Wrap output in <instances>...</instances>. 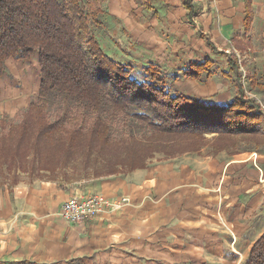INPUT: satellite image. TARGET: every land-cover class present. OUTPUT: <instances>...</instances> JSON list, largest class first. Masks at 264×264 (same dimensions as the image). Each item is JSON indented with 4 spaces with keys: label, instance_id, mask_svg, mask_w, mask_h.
Returning <instances> with one entry per match:
<instances>
[{
    "label": "crops",
    "instance_id": "obj_1",
    "mask_svg": "<svg viewBox=\"0 0 264 264\" xmlns=\"http://www.w3.org/2000/svg\"><path fill=\"white\" fill-rule=\"evenodd\" d=\"M187 3L195 15L190 16ZM106 14L122 52H141L145 63L206 57L207 47L230 53L229 61L231 53L239 59L244 42L250 45L234 30L264 26V0H109ZM212 37L231 45L230 52L220 50ZM22 70L7 67L0 79V122L39 95L40 67L36 81L26 67ZM184 79L176 86L192 94L181 88ZM199 155L89 178L80 187L26 174L17 184L0 186V264H244L264 234L250 243L253 216L264 208V166L256 159L254 166L251 156L245 160L239 152ZM250 179L254 183L243 188ZM90 193L127 197L129 205L80 226L59 216L75 194Z\"/></svg>",
    "mask_w": 264,
    "mask_h": 264
},
{
    "label": "trees",
    "instance_id": "obj_2",
    "mask_svg": "<svg viewBox=\"0 0 264 264\" xmlns=\"http://www.w3.org/2000/svg\"><path fill=\"white\" fill-rule=\"evenodd\" d=\"M104 2L0 0V79L8 60L37 59L41 82L19 121L0 122V186L25 174L62 185L127 174L148 168L155 155L201 153L208 135L214 155L232 154L245 140L264 148V107L246 97L234 53L238 94L225 104L176 86L183 76L210 79L209 62L164 77L150 64L134 75V65L101 48L95 28L105 25ZM261 81L253 76L250 84L264 94ZM77 162L83 175L75 180L69 171ZM250 253L244 264H264V234Z\"/></svg>",
    "mask_w": 264,
    "mask_h": 264
},
{
    "label": "rangeland",
    "instance_id": "obj_3",
    "mask_svg": "<svg viewBox=\"0 0 264 264\" xmlns=\"http://www.w3.org/2000/svg\"><path fill=\"white\" fill-rule=\"evenodd\" d=\"M82 1H83V6L87 7L88 0H82ZM108 1L109 0H105V2L103 3V7H102L103 12H105L104 13L105 25L101 29L95 28V33L97 34L101 48H105L108 56L114 61H117V62L119 61L121 63H126V64L130 63L134 65L136 68L134 75L143 73V69H144L143 67L150 66L149 63H145L146 57L143 55V53L141 52L132 53L126 50L122 52V48L120 44L119 43L117 44V39L112 36L113 32L115 31L112 30V28L110 27L111 17L108 14H106V8H107ZM233 34H235V36H238L244 40L250 39V45H247V43L244 42L245 48H242L244 51L242 53H239V59H238L239 64H240V70L242 71V77H243L242 83L244 84L243 85L244 93L246 94V97H250L254 99L257 103H259L262 107H264V94H262L259 91V89L252 87V85L250 84L253 76L260 77L262 80L261 82L264 81V26L258 27V28L253 27V29L249 32H246L245 29L240 27L238 30H234ZM212 42H215L220 50L227 49L229 52L231 50V45L230 46L226 45L224 44L223 41L222 42L219 40L215 41V38L212 37ZM206 52H207L205 53L206 57H202L201 55L198 58L191 57L190 59L189 57H185V58H182L181 60H175L173 56H169L172 58H169L168 61L166 62H162L158 60H157L158 62L153 61V60L152 62L156 63L155 72L162 77H164V75L166 76L171 75V73H174L175 71H177L175 69L186 70L185 68L189 67L190 63L192 64L193 62H197V64L198 62L205 63L206 61L211 63L210 70L214 74L212 79H210L207 82L206 80L197 81L194 79L195 80L194 81L193 79H184L181 85V88L182 89L184 88V90L192 94L198 95V96L199 94L202 96L204 95L205 97H209V98H214L216 96L219 103L225 104L231 101V99L237 96L238 94L237 87H236L237 77H236L235 72L231 69V66L228 61V57L230 53H224L223 51H218L216 53V52H213L211 47H207ZM175 61L176 62L180 61L179 62L180 65H177V66L174 65ZM147 62H151V61L147 60ZM7 67L9 71L12 70L15 72V71H18L17 69H19L21 73L23 71L22 69L26 67L28 74L29 72L30 73L32 72L33 74L32 76L34 77V80L36 81L37 73H38L40 66H39V63L37 62V59H33L31 62H28V63L15 61L12 59L7 62ZM34 86L35 88L37 87V85H34ZM17 88H20V87H17ZM23 111H20L14 117H11L9 115L8 117H5V119L7 120L9 119L11 121H19ZM206 138H208V144L201 151L202 153H194V154H201L199 156H206L211 153L213 154V148H212L213 143L211 142L213 139V136L208 135ZM251 141L250 140L243 141L244 143H242V148H240V150H234L233 152L244 153L245 155L243 156L242 159H245V160L249 159V156L253 155V153L249 151H256V150H253L254 144ZM257 151H258V154L251 156L253 158L252 164L254 163V166H256L255 162L257 161L259 165V161H260V163L263 164L264 166V148H261ZM181 156H184V155H181ZM181 156H176L169 160H174V159L176 160L177 158ZM169 160L165 159L163 155H155L153 157V160L149 164V166L153 164L158 165V164L164 163ZM78 164L80 163L79 162L74 163L72 167L73 171H69L70 177L73 176L72 178L75 180L80 179V177L83 175L82 173L83 171L80 168L81 166H79L78 168L77 166ZM250 182L254 183V180L252 179L246 180L245 184L243 185V188L245 187L248 188ZM80 184L81 182L79 181L73 183L75 187H80ZM250 193L248 194V196H250ZM90 194L101 195L99 193H90ZM253 219L255 221L256 227L254 228L251 234L250 243L253 241H256L259 233L264 232V208H261L259 212L255 214V217L253 216Z\"/></svg>",
    "mask_w": 264,
    "mask_h": 264
},
{
    "label": "built area",
    "instance_id": "obj_4",
    "mask_svg": "<svg viewBox=\"0 0 264 264\" xmlns=\"http://www.w3.org/2000/svg\"><path fill=\"white\" fill-rule=\"evenodd\" d=\"M129 199H109L97 194H75L59 209V216L72 226H80L103 215L122 211Z\"/></svg>",
    "mask_w": 264,
    "mask_h": 264
}]
</instances>
